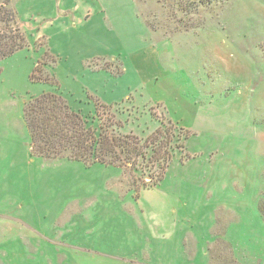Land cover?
I'll return each instance as SVG.
<instances>
[{"label":"rangeland","instance_id":"obj_1","mask_svg":"<svg viewBox=\"0 0 264 264\" xmlns=\"http://www.w3.org/2000/svg\"><path fill=\"white\" fill-rule=\"evenodd\" d=\"M0 40V264H264V0H0ZM47 93L112 165L33 153Z\"/></svg>","mask_w":264,"mask_h":264},{"label":"trees","instance_id":"obj_2","mask_svg":"<svg viewBox=\"0 0 264 264\" xmlns=\"http://www.w3.org/2000/svg\"><path fill=\"white\" fill-rule=\"evenodd\" d=\"M0 42L1 56L14 52L4 48L5 44L1 40ZM25 118L35 155L51 159L84 160L87 164H113L108 158L112 156V151L107 150L106 144L110 137L113 139L114 134L109 129L106 132L104 124L95 127L90 125L87 117L70 107L60 95L47 93L34 98L25 109ZM134 149L136 151L137 148ZM131 152L128 151L127 154ZM136 154L139 155L137 152ZM114 157L115 162L124 160L116 152ZM131 159L132 156L127 155L126 160Z\"/></svg>","mask_w":264,"mask_h":264},{"label":"crops","instance_id":"obj_3","mask_svg":"<svg viewBox=\"0 0 264 264\" xmlns=\"http://www.w3.org/2000/svg\"><path fill=\"white\" fill-rule=\"evenodd\" d=\"M73 109L77 110L76 108H73ZM27 128H28V125H27ZM24 130H25V127L23 128V131ZM25 133H26V131H25ZM29 133H30V131H29ZM29 145H30V148L32 149L33 147H32L31 139L29 140ZM32 151H33V149H32ZM38 157H41V156H38ZM104 165H112V164H104ZM79 200H80L79 198L75 197V198L71 199L70 201H68L67 204H64L61 206V209H60V216H61L60 225H62V229L65 230V228H68V226H72V227L69 229H66L67 232L63 231V230L61 231L60 239L62 240V245L54 244V243L48 241L47 242L48 246L46 248H44V250H43L44 253H45V249L46 250L50 249L51 250L50 252H54L56 255H62V253H60V251H62V249H65L67 251L69 250V252H70L69 254H72V256L74 258H76V253L79 251L80 248L76 247V245H78V244L72 243V240L74 242H76V224H77L76 223V212L79 211V209L77 208V207H80V205H78ZM35 233H38V232H35ZM70 233H72V236H73L72 240L67 239V236L70 235ZM78 246H82V245H78ZM88 246L93 247V248L96 247V246L92 245V240L89 237H88ZM64 261H65L64 257L58 256L56 264H65ZM69 264H71L70 261H69ZM96 264H103V262L97 261Z\"/></svg>","mask_w":264,"mask_h":264}]
</instances>
